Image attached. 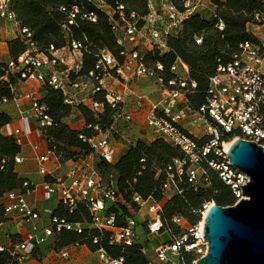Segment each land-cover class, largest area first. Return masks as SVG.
I'll return each instance as SVG.
<instances>
[{
    "label": "built area",
    "instance_id": "2783aa9c",
    "mask_svg": "<svg viewBox=\"0 0 264 264\" xmlns=\"http://www.w3.org/2000/svg\"><path fill=\"white\" fill-rule=\"evenodd\" d=\"M147 1L150 12L139 26L133 13L129 17L125 15L119 0H114L115 8L103 0H86L96 11L108 17L111 32L121 49V62L108 51H101L94 69L87 76H81L82 54L85 50L83 43L71 40L62 49L50 47L46 52H40L32 40L31 32L20 27L17 22L11 11V0H0V23L12 26L14 37H20L26 45L25 52L4 62L5 81L12 98L0 99V105L12 103L20 116L22 127L12 133L17 145L22 147L27 144L32 134L44 140L46 151L42 155L35 154L34 160L39 175L44 177L41 200L52 204V207L41 212L39 207L31 203L35 188L27 180L20 190L9 192L3 197L4 220L0 222V228L12 223L16 231H21L14 234L18 238L14 244L16 247L11 248V254L17 256L19 263L23 258L30 257L36 246L45 244L62 229L78 235L83 233L81 224H72L54 215L58 205H62L69 214L79 203L88 207L91 217L89 228L97 233L93 237V245H99L106 234H109L110 245L131 246L136 240L137 222L133 216L126 220L123 227L115 226V216L109 213V209L119 201L115 181L112 176L103 178L96 168L99 159L108 164L116 162L112 137L125 139L118 125H129L133 121L134 115L129 110V104L137 111L145 108V126L152 137L162 139L180 154V158L173 159L172 164L165 169L166 178L161 188L164 199L180 194L176 179L183 174L195 191L203 184L208 185V169L215 172L229 188L235 197V204L245 199L242 187L249 183V178L230 166L226 151L235 139L254 143L264 150V40L258 45L247 42L240 44L239 51L232 56L231 61L220 65L209 78L205 103L199 109L192 110L187 96L196 89V83L190 79L188 67L177 58L169 68V76H166L160 63L147 64L145 59L149 53L163 55L170 51L166 44L167 38L179 33L183 22L195 14L197 6L191 5L192 0H182L184 11L180 12L174 0H157L163 13L159 15L151 9V0ZM59 11L65 17L61 30L67 40L70 27L75 25L77 18L91 23L97 20L95 12H86L76 3L62 6ZM216 28L223 31V23L219 21ZM195 42L200 45L201 39ZM12 80L36 83L39 90L48 87L59 92L63 104L82 106L96 119L105 108L112 111V123L105 130L99 125H85V122L82 127L95 133L91 138L79 137L92 149L91 155L96 159L93 165L88 162L90 155L77 161H67L74 166L63 175H56L55 171L46 168L49 162L57 166L67 163L60 162L55 149L47 147L46 131L55 124L47 107L41 103V97L37 93L18 95ZM141 80L155 83L158 100L152 101L146 96L131 97L130 84ZM98 95L102 96L101 101L95 99ZM23 100L29 102L28 116H25L22 108ZM31 122L35 125L34 129L31 128ZM185 122H189L191 129L185 127ZM194 127L200 129L198 134L193 133ZM127 143L128 147L133 144ZM32 149L36 152L37 146H32ZM23 160L19 155L15 158V164L19 165ZM133 201L140 209H146L144 224L148 234L166 237L154 249L157 264H197L206 255L207 244L201 238V224L210 204L203 206L201 221L190 225L182 217H173L170 224L163 221L162 202L152 198L144 201L139 196H134ZM78 247L81 246L74 245L57 254L62 259H69L70 249ZM4 249L7 248L0 245V252ZM142 253L146 255L145 249ZM95 254L101 264H124L123 259H110L102 248Z\"/></svg>",
    "mask_w": 264,
    "mask_h": 264
},
{
    "label": "trees",
    "instance_id": "16d2710c",
    "mask_svg": "<svg viewBox=\"0 0 264 264\" xmlns=\"http://www.w3.org/2000/svg\"><path fill=\"white\" fill-rule=\"evenodd\" d=\"M11 0V11L14 13L20 27L28 29L32 34L40 52H46L50 47L55 50L64 48L69 41L81 42L85 46L82 56L81 76H87L98 60L101 51H108L121 62L119 52L121 49L116 44L115 37L110 29L108 17L86 2V0ZM109 6L117 7L114 0H103ZM174 5L180 12L184 11L183 1L174 0ZM76 3L86 12H95L96 23H91L77 18L75 25L70 27V37L67 40L61 30L65 19L59 11L60 7ZM124 7L127 17L134 14L138 25L143 24V19L149 15L147 0H119ZM214 11L207 20L198 13L193 14L183 22L177 35L167 38L166 44L169 52L159 55L158 52L146 55V63H160L164 74L169 76V68L178 58L189 70L190 79L196 83V89L187 96L188 105L192 110H197L205 103L208 80L213 76L220 65H226L234 54L239 51L243 43L259 44V40L249 33L248 28L256 25V16L264 14V0H225L213 1ZM261 19H263L261 17ZM224 25L223 31L216 28L218 22ZM200 38L201 44L195 40ZM7 54L10 59L16 58L25 52L26 45L20 37L7 41ZM219 60V62H218ZM5 63H0V99H11L9 85L5 81ZM41 103L47 109L55 126L46 131V142L49 149H55L60 156V162L77 161L82 157L90 156L93 151L87 143L79 137L91 138L95 135L91 130L70 129L65 123L72 110L77 111L84 120L85 125H99L105 130L112 123V111L105 108L99 118H94L92 113L82 106L70 107L63 104L62 95L48 87L41 89ZM101 101L102 96L95 97ZM10 117L0 112V222H3L2 199L12 191L20 190L23 182L15 172V158L21 154L20 146L13 137L2 134V129L9 125ZM180 158L179 152L164 142L154 139L151 143L137 140L114 163L108 164L99 159L96 168L103 178L112 176L115 181L116 192L119 198L117 204L109 209L115 216V226L121 228L130 212L137 211L139 206L133 201L134 196L142 200L152 198L157 202L164 200L162 184L165 181V169L172 164L173 159ZM144 160V162H140ZM208 185L203 184L196 191L188 183L183 174L176 179L180 194L169 197L162 207V220L170 224L173 217H182L190 225L199 222V214L203 205L215 203L218 207H232L235 197L229 188L224 185L212 170H207ZM54 215L64 218L72 224H81L83 233L62 229L55 233L45 244L36 246L30 258L40 261L41 257L49 252L58 253L71 246L86 247L92 253L102 248L110 259H123L124 264H150L147 256L142 253L144 247L136 242L131 246L110 245L108 235L102 237L99 245H93V237L97 233L89 228L91 217L88 207L79 203L71 214L62 205L54 210ZM15 244L17 235L12 236ZM12 249L7 248L0 252V264H19L17 256H13Z\"/></svg>",
    "mask_w": 264,
    "mask_h": 264
},
{
    "label": "water",
    "instance_id": "95a60500",
    "mask_svg": "<svg viewBox=\"0 0 264 264\" xmlns=\"http://www.w3.org/2000/svg\"><path fill=\"white\" fill-rule=\"evenodd\" d=\"M229 164L249 178L232 207L210 204L201 224L206 255L197 264H264V150L235 139L226 151Z\"/></svg>",
    "mask_w": 264,
    "mask_h": 264
},
{
    "label": "crops",
    "instance_id": "0c3cea01",
    "mask_svg": "<svg viewBox=\"0 0 264 264\" xmlns=\"http://www.w3.org/2000/svg\"><path fill=\"white\" fill-rule=\"evenodd\" d=\"M15 37L11 38L14 39ZM11 39H5L1 45L5 49V56L7 57L8 60V54H7V41ZM12 84L14 87L15 92L18 95H26L30 93H37L39 96V85L36 83H21L16 80H12ZM41 97V96H39ZM132 98L130 99V102H132ZM22 108L24 110L25 116H28L30 114V106L29 102L26 100H23L21 102ZM129 110H131L133 113L134 112H139L135 110V108L132 106V104H129ZM0 112L7 114L11 122L9 125L5 126L2 129V134L8 137H12V133L15 129L21 128L22 127V122L20 120V116L18 115L14 105L12 103L6 104V105H0ZM77 114L80 116V114L77 112ZM136 114V126H133V132L138 136V138H143V139H149L152 137L150 131L145 127V122L142 120V116L144 112H139L135 113ZM145 120V119H144ZM81 124L82 127L84 125V120L81 118ZM65 123V122H64ZM70 129H73L68 123H65ZM35 125L33 122H31V128L34 129ZM80 129H73V130H81ZM138 140V139H137ZM150 140V139H149ZM154 140V139H152ZM150 140V141H152ZM115 144V143H114ZM116 145V144H115ZM120 145V144H119ZM32 146H37V151L34 152L32 149ZM115 147V146H114ZM122 150L120 153L116 151V161L125 153V151L129 148L128 145H121L120 146ZM116 148V147H115ZM21 149V154L20 156L24 159L23 162L19 165L15 166V172L17 175L24 180H27L30 182L34 188L35 192L30 198L31 203H33L36 207H39V205L44 202L41 200V194H42V183L44 181V177L39 175L37 171V163L35 162V154L37 155H42L46 151V144L43 139L37 138L34 134H32L28 141L27 144L23 145L20 147ZM117 150V149H116ZM119 153V154H118ZM88 162L90 165H93L96 162V159L94 158L93 155H91L88 158ZM73 163L67 162L62 165H55L53 162H49L46 164V168L48 170L55 171L56 175H63L65 174L68 170H70L73 167ZM12 223H6L3 225L2 228H0V245L5 246L6 248H15L16 245H14L11 236L14 234H18V232L21 231H16L15 233L12 232L11 230ZM22 239L24 238L23 234H21ZM150 236V235H149ZM17 241V239H15ZM16 243V242H15ZM94 253L89 251L86 247H78V248H71L70 249V258L69 259H62L57 253L55 252H49L48 254L44 255L41 257V260L38 262L30 257H25L22 259V261L19 264H89L87 262V259L92 256Z\"/></svg>",
    "mask_w": 264,
    "mask_h": 264
},
{
    "label": "rangeland",
    "instance_id": "374dc122",
    "mask_svg": "<svg viewBox=\"0 0 264 264\" xmlns=\"http://www.w3.org/2000/svg\"><path fill=\"white\" fill-rule=\"evenodd\" d=\"M213 1H215V0H192L191 5L195 4L197 6V10L195 13H198L204 19L208 20L210 18V16L212 15L214 8H215ZM219 1H225V0H219ZM149 4H150L151 9H153V11H155L159 15H163V13L160 11L161 8H160L159 1L151 0ZM261 17L263 19H261ZM256 21L258 22L256 25H251L248 28L249 33L252 34L259 41H263L264 40V14L260 17L258 16V19H256ZM13 37H14L13 27L10 25H3L2 23H0V63H4L7 60V57L5 56V49L1 45V43L5 39H11ZM38 92H39V96H41L42 95L41 90H38ZM130 92L132 93L131 97L133 99L136 96H146L149 99H151L152 101L158 100V87L155 85V83L153 81H147V80L135 81V82L130 84ZM141 111L144 112V114L142 116V120L145 122L144 119H145V115H146V110L144 108ZM141 111H139V112H141ZM139 112L133 113L134 117H133V121L131 122V124H129V125L119 124L118 125L119 131L122 133V135L125 139H120V137H118V136L112 137V143L116 147V148L114 147L115 151H118L120 153V151L122 150V148L120 147L121 145H123V146L128 145L127 142L135 143L137 141V139L140 141H144L145 143H151L152 141H154V140H152V139H154L153 137L149 138L152 141H150L149 139L147 140V139H143V138H138V136L136 134H134V132L132 131L133 126H136V123H137L135 120L136 119L135 113H139ZM80 121H81V116H79L77 114V111H75V110H72L70 115L66 119H64V122L68 123L73 129H80L82 127V124ZM184 125L188 129H191L189 122H185ZM194 129H195V130H193L194 134H198L200 132L199 128L194 127ZM166 201H167V199H164L162 201V203L165 204ZM210 204H215V203H210ZM205 205H207V204H205ZM48 207L49 208L52 207V204L42 202L39 205L41 212H43ZM130 214H131V216H133V218L137 222L136 242L144 247V249L146 251V256H147L148 260L150 261V264H157V262L155 260V256H154V249L156 248V246L158 244L165 241L166 237L164 235H160V237L156 236V235H150L149 236L148 231L146 229V226L144 224V222L146 220V209L145 208L140 209V207H139V209L137 211L131 210ZM199 220L201 221V215L200 214H199ZM10 228H11L12 232L15 233V227L11 226ZM87 262L89 264H101V262L98 258V255L95 253L87 259Z\"/></svg>",
    "mask_w": 264,
    "mask_h": 264
}]
</instances>
